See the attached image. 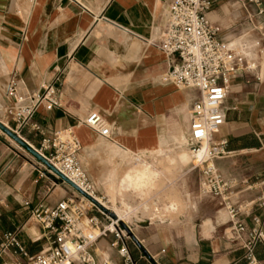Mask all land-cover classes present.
I'll return each instance as SVG.
<instances>
[{"label":"crops","instance_id":"crops-1","mask_svg":"<svg viewBox=\"0 0 264 264\" xmlns=\"http://www.w3.org/2000/svg\"><path fill=\"white\" fill-rule=\"evenodd\" d=\"M210 1L208 17L214 23L232 34L248 30V36L262 43V49L251 54L255 74L236 73L230 80L226 120L215 135L226 139L230 154L215 164L234 185L232 200L242 209L236 219L250 227L258 218L264 226V0L261 15L247 0ZM168 3L0 0V122L33 148L41 140L31 129L34 123L44 128V135L73 130L81 143L79 161L95 195L111 206L112 191L115 204L128 210L129 223L122 221L145 250L127 241L137 264H245L244 251L225 238L229 217L217 199L197 194L187 210L170 217L171 198L185 197L170 196L172 182L166 176L161 213L153 208V178L143 188H129L125 181L133 168H147L155 175L150 168L158 162L157 153L173 147L184 163L182 155L190 151L189 110L196 91L177 89L165 79L176 59L158 47ZM57 75L61 107L47 111L38 105L20 127L14 117L17 110L10 114L8 109L31 107L33 94ZM10 80L17 99L5 94ZM91 112L103 117L108 137L83 123ZM176 161L180 163L179 158ZM70 195L74 191L67 183L45 171L40 161L0 130V241L3 233L20 230L27 252H38L42 229L31 212L41 205L54 207ZM88 214L105 223L97 209ZM110 242V236L101 237L89 249L98 259L111 258L119 264ZM255 254L264 264V248L256 246Z\"/></svg>","mask_w":264,"mask_h":264},{"label":"built area","instance_id":"built-area-1","mask_svg":"<svg viewBox=\"0 0 264 264\" xmlns=\"http://www.w3.org/2000/svg\"><path fill=\"white\" fill-rule=\"evenodd\" d=\"M247 3L257 7V15L263 13L262 0H247ZM210 8V0H169L158 47L176 59L165 79L177 89L196 91L189 110L188 147L193 158L191 169L199 173V191L217 199L226 210L229 226L224 232L225 238L244 251L245 264H262L256 257L255 248L258 245L264 248V226L258 218L253 219L254 224L250 227L236 219L242 209L233 203L234 185L223 177L215 164L216 159L230 154L226 150V139L215 138L226 120L224 104L230 80L236 73L255 74L257 64L251 54L254 49H262V43L259 39L249 43L248 30L232 34L214 23L208 17ZM248 21L253 22V17ZM232 40L236 42L232 43ZM60 82L61 77L57 75L43 85L33 94L31 107L8 109L10 114L13 109L17 110L14 117L20 127L27 124L38 105L47 111L61 107L57 90ZM15 86L10 80L5 91L7 97L17 99ZM19 99L22 101V97ZM83 123L108 137L105 120L97 112L89 113ZM31 129L41 135L40 144L34 149L86 195L95 198L91 194H95L93 186L78 158L81 143L73 130L66 128L44 135V128L36 123ZM42 165L45 171L59 179ZM71 189L74 195L60 200L54 207L41 205L31 212L30 217L42 229L41 249L31 255L20 241V230L5 232L0 241V264H117L111 258L98 259L89 249L97 239L108 236L111 237V248L120 258L119 264H137L127 247L130 240L127 232L118 220ZM261 204L264 205V199ZM92 208L97 209L104 224L98 216L88 214ZM86 229L89 230L87 234Z\"/></svg>","mask_w":264,"mask_h":264},{"label":"rangeland","instance_id":"rangeland-1","mask_svg":"<svg viewBox=\"0 0 264 264\" xmlns=\"http://www.w3.org/2000/svg\"><path fill=\"white\" fill-rule=\"evenodd\" d=\"M247 37H248L247 39H250L249 41H255V38H253V35H249ZM24 151L26 150L24 149ZM177 153H178V150L172 147V148H169L167 152L155 154V158L156 156H158L157 157L158 162L155 163V167L150 168V170L154 169L156 174L149 175L150 176L149 180L151 178L154 179L153 181V188H154V194H155V203L153 206L154 211L158 210V212L161 213L162 187L164 185L163 177L166 176L169 179V182H172V184L169 185V190H168L170 196L175 197L178 195V193L184 195L185 200H178L176 197L171 198L170 203H169V209H170V214H171L170 217H174V216L177 217L179 214L182 213L183 209L187 210V207H190L191 203H194L197 201V194L203 199L207 198V196L201 194L199 191V174L197 170L191 169L192 161H191L189 151H186V154L188 155V157H187V160L184 161L185 164L181 162L180 156L176 157ZM177 158H179L180 163L176 161ZM181 164H184V165L181 166ZM146 185L147 183L137 188H143ZM131 187L136 188L134 186H129V188ZM174 202L176 203V205L174 207H171V204ZM106 206L110 207V203H107ZM156 213L157 212H155V214ZM155 217L156 219H161L160 214H157ZM84 231H89V230L86 229Z\"/></svg>","mask_w":264,"mask_h":264},{"label":"water","instance_id":"water-1","mask_svg":"<svg viewBox=\"0 0 264 264\" xmlns=\"http://www.w3.org/2000/svg\"><path fill=\"white\" fill-rule=\"evenodd\" d=\"M0 130L4 132L8 137H10L13 141H15L19 146H21L23 149H25L28 153H30L32 156H34L38 161H40L42 164L47 166L49 169H51L58 177L60 180L64 181L67 183L70 187L75 189L77 192L80 194L84 195L87 197L90 201H92L99 209H101L103 212L108 214L112 219L118 220V224L120 227H122L126 232L129 237V239L141 249L143 253H145L144 248L140 244V242L135 238L133 232L131 229L121 220L117 218L115 213L110 211L108 208L103 206L99 201H97L95 198L86 195L82 190H80L74 183H72L69 179H67L65 176H63L60 172H58L51 164L48 163V161L40 155L31 145H29L25 140H23L16 132L12 131L9 127L4 125L2 122H0Z\"/></svg>","mask_w":264,"mask_h":264},{"label":"bare ground","instance_id":"bare-ground-1","mask_svg":"<svg viewBox=\"0 0 264 264\" xmlns=\"http://www.w3.org/2000/svg\"><path fill=\"white\" fill-rule=\"evenodd\" d=\"M190 150V149H189ZM189 154H190V157H191V161H192V155L189 151ZM187 157L188 155L185 153L182 155V158L184 159V161L187 160ZM149 175H150V172L147 168H133L131 170H129L125 176V181H126V184L127 186H134V187H141L143 186L144 184L147 183V180L149 178ZM95 199L97 201H99L103 206H105L106 208H108L110 211H112L113 213H115V215L117 216V218L119 220H123L125 223H129L130 221V217L127 213V211L123 208H119L115 202H114V197H113V192L112 191H109L108 194H109V197L111 198L112 200V205L110 207L106 206L104 201L97 195H95L94 193H91ZM224 212H225V215L228 219V214L226 212L225 209H223ZM130 213V212H129ZM85 234H87L89 231H84ZM95 232H97V230H95Z\"/></svg>","mask_w":264,"mask_h":264}]
</instances>
